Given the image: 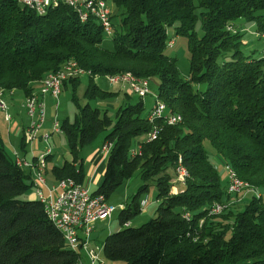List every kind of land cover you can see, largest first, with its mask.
Masks as SVG:
<instances>
[{
	"label": "trees",
	"instance_id": "trees-1",
	"mask_svg": "<svg viewBox=\"0 0 264 264\" xmlns=\"http://www.w3.org/2000/svg\"><path fill=\"white\" fill-rule=\"evenodd\" d=\"M106 1L113 6L111 37L96 18L82 22L65 4L40 16L18 0H0V90L6 96L21 93L26 101L40 93L36 86L49 74L71 61L89 73L84 91L89 101L118 95L101 88L98 78L118 74L149 82L157 77V98L165 102L167 114L181 116L180 122L148 120L143 98L132 103V92L114 119L90 103H77L74 119L61 123L72 160L53 166L52 175L82 184L81 150L107 131L103 144L113 147L103 181L92 193L108 201L138 172L144 182L138 195L154 182L160 202L157 216L139 227L130 221L141 213L143 199L135 197L121 209L120 229L103 244L107 260L264 264V194L229 193L228 177L223 185L218 168L230 167L243 182L264 190V53L259 59L246 55L242 35L233 26L244 18L257 24L258 35L264 33V0ZM171 26L187 38L188 78L177 59L165 54ZM106 38L112 39V50L104 46ZM80 83L81 77L70 78L63 88L71 86L76 96ZM155 128L157 139H150ZM138 145L140 151L132 156ZM179 162L188 171L184 183L175 172ZM28 170L0 145V264L79 263L81 253L66 244L43 203L27 197L34 186ZM176 185L184 188L179 191ZM217 205L223 209L210 214Z\"/></svg>",
	"mask_w": 264,
	"mask_h": 264
},
{
	"label": "built area",
	"instance_id": "built-area-1",
	"mask_svg": "<svg viewBox=\"0 0 264 264\" xmlns=\"http://www.w3.org/2000/svg\"><path fill=\"white\" fill-rule=\"evenodd\" d=\"M20 3L24 4L25 7L31 10L48 9V11L59 5L65 4L71 7L77 14L79 19H93L95 15L104 16V23L106 24V30L114 28V23L112 19L113 6L108 4L106 0H91L90 2L95 3V10H86V13H78V6H85V4H80V0H18ZM262 40H264V33L259 34ZM174 45V40L171 39L168 46ZM264 53V48L262 50ZM77 75H67L58 76L50 80L47 87H49V94H35L34 99H30L28 105H25L27 116L29 119V124L24 132L25 141L27 143L31 142H43L47 144V149L52 148L49 141L53 134L62 133L60 123L55 117L54 125L52 130H48V138H40V129H43L46 123L47 116V103L46 98L50 96L54 101H56V108L59 107L60 95L63 90V84L66 80L70 78H75ZM108 84H119L123 86H128V88H140V97L145 98L150 94V84L149 85H135L132 83H125L124 81L118 80V74L110 76V82ZM6 95H0V109L4 113V118L6 121L12 120V115L8 110V103H6ZM157 114H164V123H168L169 115H167L164 110V106L159 104L158 112L154 113L148 120H157ZM158 127L160 124L158 123ZM150 139H157L154 135V130H151ZM113 147V143H104L99 149V154L103 157H107ZM140 151V145H138L131 151V155H135ZM43 153L42 155H44ZM42 155H40L34 162L27 161L19 151L13 152V157L15 163L18 167L24 169H30L32 171L34 188H35V198L46 201V212L48 215H55L56 219H59L63 223V232H67L66 244H71L73 251L80 252V249H85L88 255L90 264H95L98 262V249L90 247V237L93 232L94 224L100 220H110L116 211V207L110 204L103 195H94L88 186L77 183L75 180L70 179L69 182L63 185H53L49 187L47 185V180L41 178V170H39V161H42ZM226 171V170H225ZM176 175L180 174V162L175 169ZM228 177V192L238 191V192H249L253 190H243L232 182V177L226 171ZM182 176V175H181ZM179 184V183H175ZM175 189V188H174ZM176 193V189L174 190ZM148 205V200L144 199L141 203L142 209H145ZM124 206L121 205L120 208ZM220 212V210H212V213ZM188 219V213L185 214ZM129 224V223H127ZM83 264L82 259L79 261Z\"/></svg>",
	"mask_w": 264,
	"mask_h": 264
},
{
	"label": "rangeland",
	"instance_id": "rangeland-1",
	"mask_svg": "<svg viewBox=\"0 0 264 264\" xmlns=\"http://www.w3.org/2000/svg\"><path fill=\"white\" fill-rule=\"evenodd\" d=\"M108 4L110 3L108 2ZM118 20H119L118 17L114 18V22H117ZM233 26L238 31H240V34L242 35V39H243L242 51L246 55H251L253 58L259 59L262 55V50L264 48V40H261L259 38V35L257 33V24L251 21H247L244 18H240L233 22ZM196 29L198 35L202 36L203 30L201 29L200 24L197 25ZM168 34H169V39L174 40V45L171 47L168 46L165 50V54L177 59V65L179 67L182 76L184 78H188L189 70H190V53L188 49L187 38L185 36L176 35L175 26H171L168 28ZM104 46L112 50L113 49L112 39L106 38L104 41ZM97 82L101 86V88L109 91L113 90V87L108 84V81L105 78H98ZM87 84H88V76L87 75L82 76L81 83L76 90V96L73 94V90L71 86H68L67 89L63 88L62 93L60 95L58 108H56V101H53L52 103V100L50 99L51 97H48L49 99H48L47 116H46L47 121L45 126L50 127L49 131H51L53 128L52 126L54 125L55 117L60 123V127H61V123L64 120L66 119L73 120L74 116L78 113L77 103L81 106L90 103L93 108L98 107L101 110H106L108 111L109 116H111L113 119L115 118L116 111L121 105L120 101L115 97L106 100H101V99L93 100V101L87 100L84 97V91L87 87ZM149 84H150V94L147 95L145 98H143V103L145 105V111L143 113L144 116H148L154 110L158 96V88L160 81L157 77H153L149 81ZM203 88H205V86H203ZM5 94H7V92ZM138 101H140V97L137 95H132L131 102L136 103ZM6 103L8 102L6 101ZM25 114H26V110H25ZM3 117H4V113H3ZM42 133L43 132L40 131V138H43ZM106 133L108 132L106 131L102 133L94 143L85 146L81 150L80 153L81 159L83 160V164L84 167H86V169H88V156L90 155L89 153L93 152L98 147H100L101 149ZM49 144L52 147L51 148L52 151L54 152L53 153L54 162H51L50 163L51 165L59 166L65 163L66 161L71 160V155L68 150V143L66 137L62 133L53 134V136L49 141ZM32 149H33L32 147H29V151H31ZM34 150H35L34 151L35 154L33 156L35 155L40 156L43 153H46L47 144L43 142H39L37 146L34 148ZM6 151L8 152V150ZM28 157L30 159V155H28ZM218 168L221 174V178L223 180V185L224 184L226 185L227 183V178H226L227 175L225 171L226 166L224 168L222 164H218ZM45 178L46 180L49 179L50 175H48L47 177L45 175ZM57 183L55 185H57ZM143 184L144 182L141 180L139 173L137 172L136 174L133 175V177H131L129 180H127L126 182H124L123 184H121L116 188L113 194H111V196L108 198V202L114 205L117 209L110 220H100L94 224L93 232L90 237V247L94 249L96 247H102L106 237L109 234L116 232V230L120 228V224H119V215L121 212L120 206L129 205L134 200L135 197H138L139 200L147 199L148 205L145 209H142L141 213L135 219L130 221L131 227H139L157 216V210L160 202L157 200L156 185L154 182L149 183L148 190L143 191L138 195V190ZM175 188L180 191L184 188V186L176 185ZM93 189L95 190V186L93 187ZM258 191L259 193L264 194V190L258 189ZM241 194L246 195L248 193L242 192ZM27 197H30V194ZM241 202H239V204H241ZM79 251L82 254V257H84V254L86 253L85 249L82 248ZM100 254L103 255L102 250L100 251ZM107 261L109 262V260Z\"/></svg>",
	"mask_w": 264,
	"mask_h": 264
},
{
	"label": "crops",
	"instance_id": "crops-1",
	"mask_svg": "<svg viewBox=\"0 0 264 264\" xmlns=\"http://www.w3.org/2000/svg\"><path fill=\"white\" fill-rule=\"evenodd\" d=\"M107 81L110 82L108 78H107ZM125 83H128V82H125ZM40 87H41V90H40ZM112 87H113L112 91L118 93V95L115 98H117L120 101L121 103L120 106L126 104L130 100V96L132 95L131 88H128V86H123L119 84H116ZM36 88H37V92L40 90V94H43V88L41 84L37 85ZM6 97H7L6 101L8 102V106H9V112L12 115V120L6 121L5 118L3 117V112L0 109V145H3L5 150H8V152L12 156H13L14 151H19L27 161L34 162V160L38 158L39 156V155L33 156L35 154L34 148L37 146L38 143L37 144L33 142L27 143L25 141V145H26L25 149L23 150L21 148L22 138L24 137V132L27 129L28 124H29L28 116L27 114H25V107H24L25 97L18 92H15L14 95H9ZM48 97L50 96H47L46 98L47 106H48V99H49ZM50 99L52 100V103H53L54 100L52 98ZM49 128L50 127H47L44 125L43 129H40V131H42L43 132L42 134H44L48 132V130H50ZM29 147H32L33 149L29 151ZM99 149L100 147L96 148L93 152L89 153L90 155L88 156V169L84 167L85 179L82 184L85 186H88L91 192L96 191L98 187L101 185L103 181L104 171L106 168L107 157L101 156L98 153ZM53 153L54 152L51 149L50 160L47 161V168L45 170L46 177L50 175V178L47 179V185L49 187L55 185L59 181V180H56V178L52 175V172H51L52 167L56 166V165L50 164L51 162H54ZM28 155H30V159ZM71 160H72V156H71ZM62 165H59V167H61ZM28 171L32 173L30 169ZM94 186H95V190L93 189ZM34 197H35V188L33 187V189L30 192L29 198H34ZM81 257H82V254H81ZM82 262L83 264H90L87 253L84 254V257H82ZM95 264H123V263L110 262V260L108 262L107 259L104 257V255L100 254L99 261L96 262Z\"/></svg>",
	"mask_w": 264,
	"mask_h": 264
},
{
	"label": "bare ground",
	"instance_id": "bare-ground-1",
	"mask_svg": "<svg viewBox=\"0 0 264 264\" xmlns=\"http://www.w3.org/2000/svg\"><path fill=\"white\" fill-rule=\"evenodd\" d=\"M91 0H80V4H85V6H78V13H86V10H95V3L90 2ZM38 15H45L48 12V9H39V10H34ZM95 18L99 21V23L103 26L106 35L111 37L112 33H113V28H110V30H106V24L104 23V16L102 15H95ZM82 22H86L88 21V19H81ZM173 46V45H171ZM64 73L67 75H77V77H82V76H86L89 73L86 72L85 70H83L82 68H80V66L74 62H68L66 63L62 69H60L59 71H57L56 73H51L49 74L43 81H42V88H43V94H49V87H47V85L49 84L50 80L57 78L58 76H64ZM108 80L110 81V77L108 78ZM118 80L119 81H124V82H128V83H132L135 85H149V82L147 80H143V79H137L131 76H124V75H118ZM116 84H112V86H114ZM131 92L134 93L135 95L140 96V88H131ZM6 92L3 90H0V95L1 94H5ZM35 98V94H33L32 96L28 97L25 101V105H28L30 99H34ZM159 104H162L164 106V110L166 111V104L165 102H163L162 100L158 99L156 100V105L154 107L153 112L151 113L150 117L152 115H154V113L158 112V106ZM169 115V118H171L172 120H169V122L167 124L172 125V124H176L178 122L181 121V116L179 115H174V114H167ZM164 117V114H157V118H162ZM158 130L155 128L154 130V135L156 136ZM43 138H48V132L43 134ZM105 143H109V142H105ZM48 155H51V148L47 149L46 153L44 155H42V161H39V170H41V178L43 180H46L45 178V170L47 168V160L46 157ZM226 171H228V173L230 174V176L232 177V182H235V184H237V186L243 190H253L251 193L255 194L256 196H260L259 191H257L256 189L252 188L248 183L243 182L237 175V173L230 167H226ZM180 174L182 175H177V178L181 181V182H185L186 178L188 177V171L186 170V168H184L183 166H180ZM70 179H62L59 180L57 185H63L67 182H69ZM231 194H235V193H240L238 191H231ZM245 193H249V192H245ZM43 203V205L46 208V201L45 200H40ZM124 208V207H123ZM122 209V208H121ZM223 207L221 205H217L215 207L214 210H222ZM50 220L52 221V223L55 224V226L62 232V234L64 235L65 240H67V232H63V223L59 220L55 218V215H48ZM70 246V248L73 250V247L71 244H68ZM103 251V247H100V249H98V260H99V256H100V251ZM77 264H81V262L77 263Z\"/></svg>",
	"mask_w": 264,
	"mask_h": 264
}]
</instances>
